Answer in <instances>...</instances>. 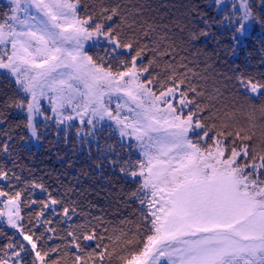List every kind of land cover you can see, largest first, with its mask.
Instances as JSON below:
<instances>
[{
	"label": "snow or ice",
	"instance_id": "obj_1",
	"mask_svg": "<svg viewBox=\"0 0 264 264\" xmlns=\"http://www.w3.org/2000/svg\"><path fill=\"white\" fill-rule=\"evenodd\" d=\"M217 12L193 7L203 26L189 43L220 48L217 31H226L227 56L253 26L264 29V0H233ZM138 15L104 0L91 9L82 0H10L0 16V79L16 86L0 91V156L12 162H0V223L13 230H0V264H264V60L254 70L230 65L223 90L206 95L190 61ZM12 110L26 114L22 127L36 139L37 117H55L65 137L75 129L98 148L102 133H118L99 150L137 185L125 195L142 206L144 231L109 233L83 193L69 186L54 194L22 178Z\"/></svg>",
	"mask_w": 264,
	"mask_h": 264
},
{
	"label": "trees",
	"instance_id": "obj_2",
	"mask_svg": "<svg viewBox=\"0 0 264 264\" xmlns=\"http://www.w3.org/2000/svg\"><path fill=\"white\" fill-rule=\"evenodd\" d=\"M100 2L101 0H82V4L88 5L90 9L97 8ZM104 2L111 5L121 4L133 12L139 9L138 23L143 24L145 27L151 26L155 30L152 33L154 38L160 40L163 37L162 43L164 45L168 43L174 44L176 51L179 53L178 59L186 57L185 62L190 61L189 67L198 74L195 82L205 90L206 95L214 94L216 87H221L223 90V85L228 83L224 80V76L232 74L229 68L230 65L232 67L237 65L243 67L245 64H250L254 70L261 60H264V29L259 26H253L249 35L240 40V43L236 46L235 54L229 53L227 56L223 55V50L230 45L231 36L226 31H217V37L221 41L220 48L217 47L214 41L205 43L198 41L194 46L189 43L188 33L194 28L203 26L198 20H194L193 7H195L197 13L219 18L217 7L214 3L215 0H104ZM8 10L9 5L0 1V16ZM81 14L83 15V13ZM96 51H99V49L93 48L90 50V54ZM217 52L220 55H217ZM189 75L191 76V73ZM3 90H7L12 95L16 92V86L10 80L0 79V91ZM225 97L231 110V97L227 91H225ZM44 107L47 108L45 105ZM47 115L50 116L49 111ZM235 116L240 124H247L245 110L236 111ZM24 120L25 113L18 110L11 111L9 123L13 126L21 125V127H14L13 132L17 137L13 152V158L18 165L15 170L26 180L35 179L41 181L42 179L43 183H53L56 178L55 172H60V168L65 162L63 158L66 155L64 142L62 138L58 140L56 136L57 130L54 126L51 125L50 128L45 130L44 124H41L39 130L41 147L38 150L30 148L28 146L29 132L22 127ZM256 131L257 136H259V130L257 129ZM20 136L24 138L20 139ZM101 139L103 142L116 143L118 137L114 133L111 135L105 133L101 135ZM137 155V153L133 152L134 159L137 158ZM0 162L6 164L7 167H12V162L8 158L0 156ZM79 164H86V162L82 161ZM112 171L109 172V187L112 190L106 189L105 196L107 199H104V201L96 200L95 197L89 194L85 197L81 195L80 199L84 201V206L94 215H103L104 219H109H105L109 233L119 235L120 231L123 230L127 234V238L132 239L138 231H144V226L140 219L141 211H143L142 206L137 201L127 200L125 195L137 185L120 173L113 171V174ZM87 182H89V179L83 178L82 185ZM100 182V180L91 181L90 187ZM73 184L76 188L78 187L76 179ZM50 190L54 194L58 192L53 188ZM77 190L79 189H75V191ZM107 202H111L113 208ZM92 205H97V207H92ZM104 209L105 213L109 214L108 216L103 214ZM0 230L8 232L2 226H0ZM135 238L138 239L139 237L135 236ZM123 239L125 237H121V240ZM117 251L124 254L121 247H118ZM112 264H120V262L114 257Z\"/></svg>",
	"mask_w": 264,
	"mask_h": 264
},
{
	"label": "rangeland",
	"instance_id": "obj_3",
	"mask_svg": "<svg viewBox=\"0 0 264 264\" xmlns=\"http://www.w3.org/2000/svg\"><path fill=\"white\" fill-rule=\"evenodd\" d=\"M0 1L4 2L10 7V0H0ZM232 2L233 0H223V3H221L220 5H216V0H215L214 3L217 8L223 9L225 4H231ZM235 2L238 5L239 0H235ZM244 38L245 37H241L240 40ZM113 101H115V97H113ZM42 104L47 107L50 113V116H52L48 101L43 100ZM112 107L113 109L115 108V103H113ZM65 114L67 115L68 113L66 112ZM73 123L79 127L78 121H74ZM41 124H44L43 127L45 130L47 128H50L51 125L54 126L57 132L59 131L60 133L59 135H56L58 137V140L62 138V141L64 142V147L66 148L65 149L66 155L63 157L65 159V162H64V165L60 168V172H55L56 178L53 183H47V182L45 183L47 186H49V189L53 188L54 190L58 192H63L65 187L70 186L74 189V192L76 194H79L80 192H82L84 197L87 194H89L90 196L95 197L96 200L104 201V199H107V197L105 196L106 189L112 190L111 187H109V182H110L109 172H111L112 169L110 168L108 161L105 158L104 153H102L99 150L104 147L105 142H103L102 139H100L99 148H98L97 142L92 140L91 138L86 137V138H83V141H82L81 138L77 137L75 134V129H73L68 134V136L65 137L63 133V128L65 126L61 125L60 128L58 129L55 124V117L47 121L44 120L42 117H37L36 125L38 128V131L40 130ZM105 133L109 134L108 131H105L101 135ZM113 133L115 134L116 137H118V133H115V132ZM29 135H30V139L28 141V146L30 148H34L35 150H38L42 144L40 140V131H39V139H36L35 137H31L30 133ZM82 161H85L86 164L88 165L86 166V164H79V162H82ZM85 177L86 179H89V182L84 183L82 185L83 178ZM75 179H76V182H78L77 188L73 184ZM94 180H100L101 182L96 185H91L90 187L91 181L93 182ZM41 181L43 182L42 179ZM75 189H79V190L75 191ZM107 204L111 208H113V204L111 202H107ZM103 214L106 216L109 215L105 213V209L103 211ZM105 219L109 220L108 218H105ZM0 226L7 229L9 233L13 231L9 226H7L4 223H0Z\"/></svg>",
	"mask_w": 264,
	"mask_h": 264
}]
</instances>
